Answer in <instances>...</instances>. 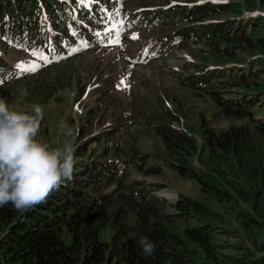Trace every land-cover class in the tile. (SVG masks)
Wrapping results in <instances>:
<instances>
[{
  "label": "trees",
  "instance_id": "trees-1",
  "mask_svg": "<svg viewBox=\"0 0 264 264\" xmlns=\"http://www.w3.org/2000/svg\"><path fill=\"white\" fill-rule=\"evenodd\" d=\"M37 2L49 5L47 15H42L50 24L69 10L60 0H0V32L5 30L13 36L15 29L22 32L33 23L30 28L38 32ZM257 2L264 9V0ZM233 6L230 2L209 0L166 5L157 8L158 13L149 14L148 21L156 23L160 15L174 12L183 20L181 30L164 37L159 35L158 40L195 38L194 41L208 45L207 53L215 57L212 60L233 61L232 66L222 63L197 69L198 73L187 71V77L193 79L183 76L182 80L190 86L221 84L212 88L219 113L226 117H247V120L220 129L202 126L201 140L167 121H154L151 125L168 154L166 160L178 172L193 176L204 192L220 201L240 202L241 199L258 210L264 207V35L260 33L264 30V17L250 15L240 21L211 18L221 11L239 14L241 8ZM55 27L54 32L44 27L36 42L40 49L52 43L59 45L61 37L66 40L60 35L59 24ZM239 49L247 50L248 55L242 61L235 53ZM3 78L0 73V83ZM232 85L241 88L234 92ZM120 124H114L113 131ZM200 150L207 151L210 170L192 161V155ZM134 157L130 159L135 166L142 168L138 162L142 159ZM79 165L77 174L53 191L45 203L23 214L11 203L0 207V230L3 231L0 264H199L201 256L202 264H224L211 249L214 226L207 218L216 213L212 207L182 196L171 203L174 209L169 210L155 192L144 184H136V180L122 182L120 191L112 195L111 190H104V184L127 172L124 160L105 150L78 169ZM154 167L145 171H154ZM244 215L250 225L264 223L251 211ZM190 217L198 221L178 231L177 219ZM106 225L113 229L110 241L99 236ZM140 237H147L155 244L152 255H144ZM231 260L237 264H264V255L232 256Z\"/></svg>",
  "mask_w": 264,
  "mask_h": 264
},
{
  "label": "rangeland",
  "instance_id": "rangeland-1",
  "mask_svg": "<svg viewBox=\"0 0 264 264\" xmlns=\"http://www.w3.org/2000/svg\"><path fill=\"white\" fill-rule=\"evenodd\" d=\"M65 1L75 3L74 8L78 10L83 4L97 0ZM203 1L120 0L112 5V1L104 0L107 11L112 9L120 18L119 26L92 25L97 31L103 29L107 35L116 30L117 35L97 45L74 41L72 50H61L54 60L48 57L45 60L31 49L15 47L0 37V73L4 77L0 83V95L11 109L18 111L27 110L32 104L41 105L43 119L37 139L53 148L71 140L77 160L74 169L77 164H80L78 169L85 165L88 159L102 150L121 157L127 174H123L124 177L121 174L103 186L105 191L111 190L112 195L120 191L122 182L136 180V184H144L155 192L169 210L174 209L171 203L182 196L198 199L212 207L216 213L207 218L214 226L211 249L224 264H237L231 260L232 256L264 255V223L250 225V220L244 215L251 211L264 221V207L256 210L244 200L220 201L204 192L197 179L181 174L166 160L168 154L157 130L151 125L154 121H167L201 140L202 126L220 129L232 123L245 122L247 117H226L219 113L212 88L221 87V84L190 86L182 80L183 76L190 78L187 71L198 73L196 71L222 63L232 66L233 61L212 60L215 57L207 53L208 45L204 41H194L195 38L156 40L159 35L166 36L181 30L183 20L174 12L160 15L152 24L128 19L139 10L146 13L147 20L149 14L158 13L157 8L175 5L170 3L180 6L181 3ZM209 1L230 2L233 7L241 8L239 14L218 12L211 16L213 20L230 18L240 21L250 15L264 17V9L257 0ZM37 5L36 11L47 15L49 5L43 2H37ZM260 33L264 35V30ZM235 53L240 61L248 55L247 50L242 49ZM33 66L35 71L30 70ZM240 88L232 85L234 92ZM117 123H121V127L113 131V125ZM69 129L71 137L67 135ZM136 155L142 159L138 160L142 168L136 167L130 159ZM191 159L198 167L211 169L206 150L194 153ZM152 165L155 166L154 171H145ZM77 171L76 168L73 174ZM124 186L127 191V185ZM197 221L198 218L194 217L178 218V231L182 226ZM112 233L113 229L106 225L99 236L110 241ZM2 234L0 230V237ZM202 259L201 256L199 264H202Z\"/></svg>",
  "mask_w": 264,
  "mask_h": 264
},
{
  "label": "clouds",
  "instance_id": "clouds-1",
  "mask_svg": "<svg viewBox=\"0 0 264 264\" xmlns=\"http://www.w3.org/2000/svg\"><path fill=\"white\" fill-rule=\"evenodd\" d=\"M42 119L38 103L18 111L0 98V207L11 203L26 213L72 178L77 163L73 142L53 148L37 139ZM67 135L72 136L70 129ZM139 244L145 256L153 254L149 238L140 237Z\"/></svg>",
  "mask_w": 264,
  "mask_h": 264
},
{
  "label": "snow or ice",
  "instance_id": "snow-or-ice-1",
  "mask_svg": "<svg viewBox=\"0 0 264 264\" xmlns=\"http://www.w3.org/2000/svg\"><path fill=\"white\" fill-rule=\"evenodd\" d=\"M74 51H75V49H74ZM45 60H47V57H45ZM19 66V65H18ZM27 70H29V69H25V71H27ZM30 70H32V71H35L36 69H35V66H33Z\"/></svg>",
  "mask_w": 264,
  "mask_h": 264
}]
</instances>
